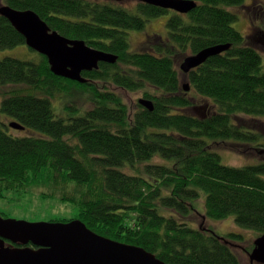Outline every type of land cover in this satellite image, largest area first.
Listing matches in <instances>:
<instances>
[{
    "label": "trees",
    "instance_id": "obj_1",
    "mask_svg": "<svg viewBox=\"0 0 264 264\" xmlns=\"http://www.w3.org/2000/svg\"><path fill=\"white\" fill-rule=\"evenodd\" d=\"M195 1L181 14L137 1L3 0L32 8L53 30L118 54V61L84 71L82 83L54 74L48 58L30 47L32 60L0 58V88L14 87L0 90V198L43 187L44 197L77 206L73 219L95 233L141 246L167 264H243L226 242L238 234L221 235L204 222L233 216L238 226L264 234V161L231 167L218 154L224 146L256 150L252 143L262 135L240 115L264 116V64L251 35L233 25L239 14L232 8L247 0ZM171 11L166 34H148L142 49H130L129 31ZM23 37L0 15V50L26 45ZM219 44L231 47L182 72L188 55ZM122 90L143 91L153 110L138 104L132 115ZM62 94L81 103L74 115L53 110ZM199 103L208 105L204 113ZM13 121L29 133H12ZM195 216L203 226L190 225Z\"/></svg>",
    "mask_w": 264,
    "mask_h": 264
},
{
    "label": "water",
    "instance_id": "obj_2",
    "mask_svg": "<svg viewBox=\"0 0 264 264\" xmlns=\"http://www.w3.org/2000/svg\"><path fill=\"white\" fill-rule=\"evenodd\" d=\"M124 3L143 2L173 10L181 14L196 8L195 0H110ZM0 15L7 18L25 38L26 44L48 58L52 72L71 80L86 82L84 71L98 69L101 62L115 63L118 54L105 52L87 45L85 40L70 39L53 30L36 11L20 10L0 3ZM230 44H219L188 55L180 64L182 72L221 54ZM186 91L190 85L185 83ZM140 104L153 110V101L141 98ZM9 126L25 130L20 122ZM225 239L224 237H220ZM226 242L230 243L228 239ZM231 244V243H230ZM249 252L252 262L264 264V234L254 240ZM0 264H167L160 258L137 245L115 241L95 233L80 219L68 222H28L5 218L0 215Z\"/></svg>",
    "mask_w": 264,
    "mask_h": 264
},
{
    "label": "rangeland",
    "instance_id": "obj_3",
    "mask_svg": "<svg viewBox=\"0 0 264 264\" xmlns=\"http://www.w3.org/2000/svg\"><path fill=\"white\" fill-rule=\"evenodd\" d=\"M245 3V5H248ZM134 1H129L124 5L133 4ZM245 5H241L239 7L232 8L234 11L238 12L239 18L237 21L234 22V28L242 33L244 38L247 39L248 35L252 31V26L249 20V17H254V10H247ZM264 11V9H263ZM173 11L168 12L164 15L152 18L151 20L147 21L146 29L142 31L132 30L129 31V37L131 39L130 49L132 51H139L144 46L146 42L147 35H155V34H166L167 33V20L172 15ZM264 17V15H262ZM263 20H255L254 24L256 25L255 31H258L259 35L254 34L258 40L261 39L260 34V26L262 30H264V18ZM256 48H258L261 58L264 64V47L263 43L257 44L256 41H253ZM5 56H15L20 59L24 60H32L35 56V53L30 50L29 46L20 45L10 49L0 50V58ZM187 80H184V83H187ZM23 87V86H22ZM13 86H5L0 88V90H11ZM31 93V90H29ZM38 93V92H36ZM192 96L195 97V92H189ZM122 96L126 104L129 106L130 113L134 115L138 110L139 107L137 106L140 104V99L145 98L142 94L143 91H129L122 90ZM2 97L0 96V99ZM1 101V100H0ZM1 103V102H0ZM198 103V102H197ZM81 103H78L76 98H73L71 95L62 94L61 97L57 96L56 99L53 100V110L58 116H66V115H74L76 111L73 109L74 106H79ZM141 105V104H140ZM201 107H199L198 113H204L206 109H208V105L205 106L204 103H199ZM244 118L245 127L251 128L252 130L256 131L263 135L264 133V116L258 117H250L245 115H240ZM29 130H17L13 129L14 134H28ZM264 138V137H263ZM264 142V139H263ZM252 144H255L252 143ZM224 146V145H223ZM254 146V145H253ZM221 147V146H220ZM257 147V146H256ZM247 147L243 146L240 150L239 146H233L232 148L224 146L219 149V155L221 157V163L224 165H228L231 167H243L250 164H257L259 161H264V152L261 154L260 152L249 151L248 153L245 152ZM261 150H264L263 147ZM258 150V149H257ZM259 151V150H258ZM244 152V153H243ZM264 178V175L262 176ZM43 192H48L46 188L43 187H31L28 192H18V191H10L6 193L5 198H0V211L3 213L2 217L15 219V220H25L28 222H48L62 218L73 219L75 218L78 208L77 206L73 205L69 202L61 201L58 197H44ZM204 202L198 201L197 208L200 212L204 214L205 205ZM202 216V215H201ZM201 216H195L188 220L191 226L194 228H199L202 226L208 225L211 226L216 233L221 235L235 233L239 236L237 239L230 238L231 241L240 245V247H234L236 253L240 256L239 258L242 259L243 264H249V257L245 251L254 243V240L258 237L259 233L252 229H245L238 226L234 220V217H228L225 219H206L204 224L201 222ZM226 239H229L226 237ZM246 248V249H245Z\"/></svg>",
    "mask_w": 264,
    "mask_h": 264
},
{
    "label": "flooded vegetation",
    "instance_id": "obj_4",
    "mask_svg": "<svg viewBox=\"0 0 264 264\" xmlns=\"http://www.w3.org/2000/svg\"><path fill=\"white\" fill-rule=\"evenodd\" d=\"M4 3L3 2V0H0V3ZM247 7V9L250 11V10H254V17H251V18H253V19H249V20H251V22H253V21H255V20H258L259 19V16L260 15H258L259 14V12H260V10H262L263 8H264V6L263 5H256V4H252V5H247L246 6ZM254 31L255 30H252L251 31V33H250V35H251V38H252V40L253 41H256L257 42V44H259L260 42L261 43H263V47H264V30H262V27L260 26V34H261V40L260 41H257L258 39L256 38V37H254L255 36V34H257V35H259V33H258V31H255L256 33L254 34ZM264 137V133H263V135H262V138H261V140L260 141H258L256 144H253L255 147L254 148H256V151L257 152H260L261 154L264 152V150H261L262 148H259V147H263L264 148V142H263V138ZM257 146V147H256ZM259 151H258V150ZM201 226H202V224H200ZM232 239H237V238H232ZM231 239V240H232ZM230 239H228V241H230V243H231V245H232V248L233 249H235L234 247H236V246H238V247H240V245L239 244H237V243H235V242H233V241H231ZM254 246V243L251 245V247H252V250H253V247ZM246 249V248H245ZM248 249H250V248H248ZM247 250V249H246ZM246 252V251H245ZM248 255V254H247ZM248 257H249V255H248ZM249 264H259V263H256V262H252L250 259H249Z\"/></svg>",
    "mask_w": 264,
    "mask_h": 264
}]
</instances>
